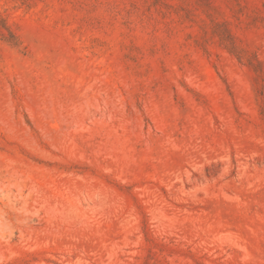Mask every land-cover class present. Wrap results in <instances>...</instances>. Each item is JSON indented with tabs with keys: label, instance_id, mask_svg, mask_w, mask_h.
Returning a JSON list of instances; mask_svg holds the SVG:
<instances>
[{
	"label": "rangeland",
	"instance_id": "rangeland-1",
	"mask_svg": "<svg viewBox=\"0 0 264 264\" xmlns=\"http://www.w3.org/2000/svg\"><path fill=\"white\" fill-rule=\"evenodd\" d=\"M0 264H264V0H0Z\"/></svg>",
	"mask_w": 264,
	"mask_h": 264
}]
</instances>
